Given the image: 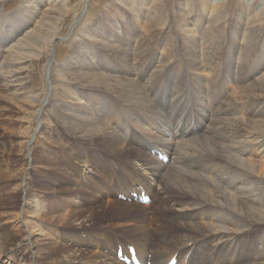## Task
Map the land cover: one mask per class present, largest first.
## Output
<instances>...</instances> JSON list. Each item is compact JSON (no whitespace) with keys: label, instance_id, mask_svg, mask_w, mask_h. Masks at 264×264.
<instances>
[{"label":"bare ground","instance_id":"bare-ground-1","mask_svg":"<svg viewBox=\"0 0 264 264\" xmlns=\"http://www.w3.org/2000/svg\"><path fill=\"white\" fill-rule=\"evenodd\" d=\"M118 1L125 3L128 11L137 6L130 0ZM144 1H148L141 3L143 8L147 5L145 12L135 11V17L144 19L135 43L130 41L136 35L133 28L128 30L122 23V30L115 32L101 24L99 30L87 32L94 46L81 43L61 67L48 62L44 75L56 70V78L46 79V94L53 90L54 95L41 111H34L42 101L28 92L23 74L25 63L41 53V48L36 49L37 54L31 52L30 44L49 40L41 36L44 23L28 30L36 12L30 10L26 20L16 16L0 30L4 110L9 111L7 104L13 102L24 105L29 117L49 115L61 132L50 142L67 153L73 171L80 173L79 167L87 166L92 172L89 186L97 189L99 196L108 198L115 192L116 198H125L126 203H101L92 197L86 201L89 206L76 208L78 201L71 209L58 205L57 219L61 223L76 221L83 229L93 224L92 216L99 211L102 218L123 217L129 222L120 235L104 231L105 244L99 240L104 234L101 229L93 233L98 250L88 254H76L69 245H55L49 237L40 243L20 231L1 232L0 264H126L120 259L130 261V257L140 260L139 264H264L263 14L243 6L230 18L220 7L221 0H200L198 4L176 0L177 20L172 28L164 17L162 1ZM44 2L55 6L57 0ZM85 2L80 0L83 8ZM172 31L177 38L169 37ZM159 35L168 37L163 44H156L161 49L160 58H156L152 47ZM50 39L49 46L54 40ZM74 52L80 56L73 57ZM106 54L118 65L112 61V67L103 66ZM252 61L251 72L245 77ZM232 83H236L235 90L228 94ZM205 86L209 91H204ZM46 131V138H52L50 130ZM88 144L98 150L109 171L103 172L87 157L97 158L93 153H80ZM13 148L0 153H12ZM19 159L21 169L14 166L6 173L0 171V177L8 174L9 181H21L29 161L26 155ZM42 161L39 158L35 165L46 163ZM110 161L123 164L122 170L108 166ZM55 168L60 169L59 165ZM28 182L13 185L5 196L10 204L0 203V210L12 214L16 229L26 224L34 228L32 221H20V211L34 207L36 212L26 214L28 219L43 213L50 219L54 213L46 204L37 211L42 202L32 205L36 191ZM48 182L42 177L38 189H47ZM18 193L25 197L18 199ZM133 194L138 200L151 197L152 203L147 208L134 202ZM172 207L183 211L174 213Z\"/></svg>","mask_w":264,"mask_h":264},{"label":"rangeland","instance_id":"rangeland-1","mask_svg":"<svg viewBox=\"0 0 264 264\" xmlns=\"http://www.w3.org/2000/svg\"><path fill=\"white\" fill-rule=\"evenodd\" d=\"M43 1H47V0H0V30L5 29L7 27V24L14 21V18L16 16L18 17L19 20H23V19L26 20L27 19L26 17L28 16V14H30L29 13L30 10L33 11L35 10L36 12L32 17L34 23L30 25L28 30L31 29L33 30V28L37 24L39 25V23L40 24L44 23V25H42L43 31L41 36L42 37L46 36L47 39H49L47 40L48 42H46L45 44L42 42H39V44H37L36 46L30 44L29 48L32 49L31 52L36 53L38 52L36 51V49L41 48L40 50L41 53L39 54V58L31 59L29 60V62H26L24 65V68L27 66L25 68L26 70L24 71L23 76L27 78V82L29 85L28 92L32 96L38 95V98H40V100L42 101L40 103L41 106L38 104L39 107L37 106L36 109H34V111L39 110L40 107L42 109L43 106L51 98H53L52 95H54L52 94L53 90L50 94L48 95L46 94L49 88L46 79L50 77L51 79L53 78L55 80L56 78V70H53L48 77L47 75H44L46 65L48 64V62L50 64L52 63V65L56 68L61 67L63 64L67 62L69 55L73 52L72 50H76L75 48L80 46L81 43L86 42L88 47L92 45L94 46L92 40L88 38L90 36L88 35V33L89 31L93 32L94 30H96V28L99 30L98 27L101 24L105 25L106 30L110 29L111 26V28L114 29L115 32H120V30H122V23H124L125 26L128 28V30L130 28H133L136 32L135 37L132 36L133 39H131L130 41L134 42L135 40H138L137 36L139 35V32H142V29L144 27V22H143L144 19L142 20L140 18L135 17V13L138 12L139 9H143L142 13H144L147 5H144L145 8H143L141 5L148 3V1L145 2L144 0H130L129 3L132 2L137 6L134 7L133 11L131 10L128 11L127 9L124 8L125 3H123L124 4L123 5L118 0H86L84 4L85 5L84 8L83 6L80 5V0H57L55 6H48L46 2H44L43 4ZM160 1H162L161 5H163L162 7L164 8L163 9L164 17L168 18L167 22L173 28L177 20L176 0H160ZM192 1L195 2L196 4L200 3V0H192ZM41 4L45 6L42 7ZM219 5L224 11V13L230 18H233L235 16L236 11L239 8H242L243 6H247V7L249 6L251 8H255L257 11H260L261 14H263L260 16V19L262 23L261 25L262 27H264V0H221ZM131 7L133 6L131 5ZM30 23L32 22L30 21ZM35 29H38V27H36ZM110 32H106V34L110 35ZM175 33L176 32L172 31L169 37L177 38V35ZM18 34L20 35L21 32ZM119 35L121 37H125V34L120 33ZM50 37L54 39L51 46H49V42L51 41ZM167 37L168 36L164 38L162 35H159L158 38L156 39L155 45L152 47L156 58L158 57L160 58L159 53L161 51V49L158 50V48H156V44L157 43L163 44L164 40H166ZM2 40L3 39L0 38V44ZM134 43H132L131 45L134 46ZM97 53H99V51ZM79 56L80 54L74 52L73 57H79ZM180 56L183 57L182 52H180ZM224 58H225V54L222 55L221 60H224ZM88 59L89 58H87V60ZM112 61L114 62L115 66L118 65L115 62V58L114 60L113 59L110 60L106 54V56L102 58L101 64L103 66L112 67L113 63L112 64L110 63ZM132 62L133 60H131L130 63ZM253 64L254 63L252 61L250 66L245 69L246 70L244 72L245 77L250 74ZM157 65L158 63L155 64V66ZM236 83L234 85L232 83V87L228 89L229 91L228 94L235 90ZM207 90L209 91V87L205 86L204 91L207 92ZM1 102L3 101L0 97V109H1L0 113L3 115L2 118H0L1 119L0 120V152L8 148L11 149V147L14 148L12 153L9 154L6 153L7 155L0 153V171L6 173L7 172L6 170L15 168L14 166H16L17 169H21V166L19 165L20 164L19 158H21L23 155H26L29 164H27L26 166L24 165L23 167L25 168V171L23 173L25 176L22 177L21 181H19L18 179H12L9 181L8 180L9 177L7 176L8 174L6 176L3 175L0 177V178H5L2 181L0 180V203L5 201L7 198V197L5 198V196H7V194L12 192L11 188L13 187V185L16 187L19 183L21 184L26 183L27 180L29 181L27 184L33 185L31 189L34 188V190L36 191L32 205L37 207V204L39 205L40 202H42L41 206L39 205L40 207H38L37 211H39V209H41L42 206L46 204L47 206H50L51 210H53L54 213L51 214L52 217L50 219L45 217L43 215L44 213L41 214V216H38V218L28 219L26 214L30 212H36L34 211V207L28 208L26 209V211L23 212L20 211L19 213L20 221L23 222L30 220L34 223L33 224L34 228L31 229L27 227L26 224L16 229L13 227L14 222H12L13 221L12 214L10 215V213H6L8 211L3 208L0 210V214L5 213L8 216L7 215H4L5 217L0 216V233L13 232L17 234L20 231L23 233V235L26 236L28 235L29 237L36 239L40 243H42V241L47 242L49 240L47 238L49 237L52 238L53 240L52 242L53 244L55 242V245L71 246L72 249L76 250V254H83V253L88 254L87 253L88 251L97 252L98 249L95 248V245H93V243L95 241H98V239L95 235L92 234L99 231V229L102 230V231L100 230L101 233L107 231V233H116L117 235L119 233L122 234L120 232V229L126 225H129V222L125 221L123 217L122 218L118 217L116 219L107 218V217L102 218L100 217L102 216V214L99 211H97L96 214H94L97 215L96 217L92 216L93 224L90 227L83 229H80L79 226L75 225L76 221L72 220L61 223L62 221L57 219L56 215H58L59 213L56 209L58 205L62 207L64 205L67 209H71L75 207L74 206L75 204H78V201L80 202V205H77L76 208L82 206L84 207L89 206V204L86 205V201H88L92 197L98 199V202L101 203L102 202L112 203L114 201H121L126 203L125 198H123L121 195H118L116 198L115 192H113L111 196H109L108 198L101 197V195L99 196V194L96 193L97 189L89 186L90 183L88 179L89 176L92 175V172H90L91 169L88 168L87 166H85V168L84 167L82 168V166L80 165L81 166L79 167L80 173H76L73 171L72 166H74V164L73 165L71 164V159L68 158L67 153H65L64 150L61 149V147H58L56 143L50 142L54 137H56L57 139L58 136H61V132L57 131L59 127H57V123L54 120L50 119L49 115L45 116L42 113H39L37 116H34V114H32L29 117L27 116L28 113L27 114L25 113L27 108L24 107V105L21 106V104H14L13 102L12 104L10 103L7 104L9 111L6 112ZM212 107H213L212 109L216 110L215 106ZM46 130H50V132L53 135L52 138H46L47 136ZM81 151L83 153H85L86 151V153L88 154L93 153L97 158H94L87 154L86 155L87 157H89L91 161L97 164V166L101 168L100 170H103V172L110 170L105 168L106 166H104L105 164L103 163V158L100 157L101 154H99L98 150L93 148L92 145L88 144L87 146L83 147V149L80 148V153L82 154ZM39 158H42L43 159L42 162H46V163L39 162V165H35V162L38 161ZM161 159L164 163L167 162V159L165 158H161ZM43 164H47L48 166L52 165V166L48 167ZM113 164L115 163H113V161H110L108 166L114 167V170L116 169L122 170V166L120 165L123 164L120 165L118 164L113 165ZM55 165H59L60 169L58 168L56 170ZM135 168L140 173H142V169L140 168V166L135 165ZM106 175L107 173L103 175L104 181H106L107 179L105 178ZM42 177L46 178L49 181L46 185L47 189L49 190L45 188L38 189V187L40 186V179ZM100 189L102 188L100 187ZM17 190L18 192L20 191L18 188ZM57 194L60 197H58ZM23 197H25L24 193L22 194L18 193L17 195L18 199L20 198L22 200ZM151 199H152L151 197H146L144 199L141 198L138 200L137 195L133 194V201L139 202L140 204L144 205L147 208L152 203ZM6 203H9V201ZM127 204L130 205L132 204V202ZM172 208L174 210L173 212L177 214L183 211L181 207H172ZM136 220L137 218L133 217V221L136 222ZM97 224L99 225L95 226ZM105 233L106 232H104L103 236L99 235L100 236L99 240H102V243H104L103 240H105L106 238ZM31 247H29L30 250ZM21 251L25 252V247H22ZM102 252L107 253L108 250L103 249ZM129 252H130V248H129ZM117 256L119 258L121 254ZM120 260L124 261V259L122 258ZM126 260L128 261V259ZM37 261L39 262L38 258ZM139 261L140 260H138V262ZM124 262L126 264L130 263V261L129 262L124 261ZM4 264H9V263H4Z\"/></svg>","mask_w":264,"mask_h":264}]
</instances>
